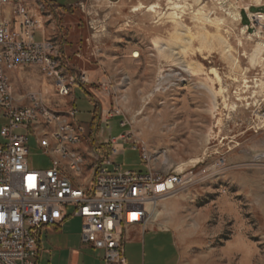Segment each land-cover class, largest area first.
<instances>
[{
    "label": "rangeland",
    "instance_id": "obj_1",
    "mask_svg": "<svg viewBox=\"0 0 264 264\" xmlns=\"http://www.w3.org/2000/svg\"><path fill=\"white\" fill-rule=\"evenodd\" d=\"M45 1L64 70L86 74L78 87L99 119L91 130L93 104L78 87L76 101L49 91L52 106L77 108L90 149L125 135L113 157L123 171L193 176L156 213L149 204L146 233L126 242L128 263L264 264V27L253 16L264 0H79L63 12ZM29 133L31 164L49 167ZM71 225L82 231L83 220ZM78 246L51 233L40 264H71L62 251ZM80 250L79 264H91Z\"/></svg>",
    "mask_w": 264,
    "mask_h": 264
},
{
    "label": "built area",
    "instance_id": "obj_2",
    "mask_svg": "<svg viewBox=\"0 0 264 264\" xmlns=\"http://www.w3.org/2000/svg\"><path fill=\"white\" fill-rule=\"evenodd\" d=\"M253 16L264 27V13ZM50 18L37 0H0V111L6 121L0 130V264H39L42 229L63 222L69 206L83 220L84 246L101 250L105 264H128L126 231L138 227L145 232L148 204L168 197L193 176L123 171L113 158L124 150L123 134L111 138L108 147L100 143L82 149L88 130L77 120V108H54L49 92L30 93L29 105L17 103L8 71L38 66L60 98L88 79L64 70L60 50L52 54L44 26ZM38 29L44 31L40 41L34 37ZM29 132L49 157V167L30 164ZM140 148L148 160V149Z\"/></svg>",
    "mask_w": 264,
    "mask_h": 264
},
{
    "label": "crops",
    "instance_id": "obj_3",
    "mask_svg": "<svg viewBox=\"0 0 264 264\" xmlns=\"http://www.w3.org/2000/svg\"><path fill=\"white\" fill-rule=\"evenodd\" d=\"M49 2H51V4L53 5V7L56 9L57 12L62 11L63 12V6L65 5H70L73 4L79 0H70V2H59V0H48ZM45 32L50 34L48 35V37H54V35L56 36L57 34V27L55 24V21L50 18L46 23H45ZM40 31L43 32L44 31L42 29H38ZM53 35V36H51ZM43 39V36H42ZM8 75L10 77L14 92H15V96L17 99V103L19 105H29L31 102L30 99V93L32 92H51L53 91V88L51 86V81L49 79H47L45 77V75L43 74V72L41 71V69L38 66H34V65H30V66H26V67H21L18 69H14L11 71H8ZM81 88L85 94L87 95V92L85 90V88L82 87H78ZM76 89V88H75ZM49 97H52L49 96ZM60 97H57L54 95L53 99L57 100ZM74 101H76L75 98V90L72 94V97ZM51 99V98H50ZM5 119L2 117L1 111H0V130L2 125L5 124ZM18 132H27V130L25 128H18L17 129ZM0 142H4L3 137L0 135ZM90 143L87 142V140L82 144V149L87 148V146H89ZM30 157V155H29ZM31 164V162H30ZM32 165V164H31ZM33 166V165H32ZM34 167V166H33ZM37 168V167H36ZM89 173V171H87ZM78 220L79 223H81L82 218L80 216H77L74 214V211L70 212L69 211V215L68 217L61 222L60 224L57 225H47L45 226L42 231H41V236H40V244H41V251L39 254V264L41 263V256L43 251L49 250L48 248H45V241H46V237L49 236V234H57L60 235L62 237H65V239H69V240H73L74 245L78 246L75 248L70 249H63L62 251V256L65 257H71V264H79V259L81 256V250L80 248H82V246L88 250L89 252L92 253V263L91 264H105L104 260H103V252L101 250L92 248V247H87L84 246L82 244L81 241V226L78 227V229L73 230L72 228V222ZM146 232H141L140 228L138 227H131L126 231V237L128 238L127 241L132 239V234H134L136 237V235H138L139 237L145 234ZM82 244V245H81ZM126 248V246H125ZM68 257V258H69ZM129 264V263H128Z\"/></svg>",
    "mask_w": 264,
    "mask_h": 264
},
{
    "label": "bare ground",
    "instance_id": "obj_4",
    "mask_svg": "<svg viewBox=\"0 0 264 264\" xmlns=\"http://www.w3.org/2000/svg\"><path fill=\"white\" fill-rule=\"evenodd\" d=\"M263 0H254V2H257V3H261ZM46 1L45 0H37V5L39 7H46ZM174 4V7L175 8H178L179 5H178V2L176 3H173ZM157 4H150V5H147L146 7L148 8L149 11H152V12H157L156 8H157ZM145 7L144 4H140L139 7H136L135 9L136 10H139L140 8H143ZM175 12H173L174 14ZM234 17L236 18H240V12L237 11L235 14H234ZM48 47L52 48V54H59V48H58V43L57 41L55 40V37H48ZM260 51V49H259ZM258 54V53H257ZM139 53H135V56H138ZM256 57V54H254V58ZM263 85H264V82H263ZM164 199V198H163ZM152 203V211H154L155 213L157 212V205H156V202H150ZM149 203V204H150ZM148 204V208H149V205Z\"/></svg>",
    "mask_w": 264,
    "mask_h": 264
},
{
    "label": "trees",
    "instance_id": "obj_5",
    "mask_svg": "<svg viewBox=\"0 0 264 264\" xmlns=\"http://www.w3.org/2000/svg\"><path fill=\"white\" fill-rule=\"evenodd\" d=\"M63 7H65V6H63ZM246 18H248L247 15H246ZM87 96L93 104V110H92L93 115H92L91 121L89 122V125H90L91 130H92V127L97 124V121L99 119V114H100L99 111L100 110L98 109V107H97L98 105L93 101V99L91 98L89 93H87Z\"/></svg>",
    "mask_w": 264,
    "mask_h": 264
}]
</instances>
